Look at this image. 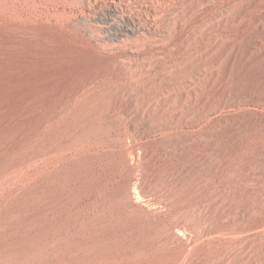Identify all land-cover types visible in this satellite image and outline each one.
Instances as JSON below:
<instances>
[{
    "label": "rangeland",
    "instance_id": "1",
    "mask_svg": "<svg viewBox=\"0 0 264 264\" xmlns=\"http://www.w3.org/2000/svg\"><path fill=\"white\" fill-rule=\"evenodd\" d=\"M0 264H264V0H0Z\"/></svg>",
    "mask_w": 264,
    "mask_h": 264
}]
</instances>
